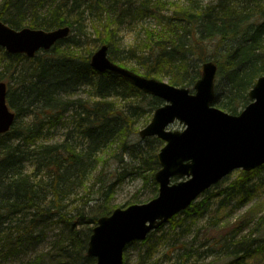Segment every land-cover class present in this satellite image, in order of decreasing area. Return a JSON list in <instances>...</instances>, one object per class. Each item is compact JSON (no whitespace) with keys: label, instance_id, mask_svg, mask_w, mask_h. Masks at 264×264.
Returning <instances> with one entry per match:
<instances>
[{"label":"trees","instance_id":"trees-1","mask_svg":"<svg viewBox=\"0 0 264 264\" xmlns=\"http://www.w3.org/2000/svg\"><path fill=\"white\" fill-rule=\"evenodd\" d=\"M0 4V20L13 29H72L71 37L31 59L0 47V82L8 84V103L17 114L12 130L0 135V264H95L87 254L89 240L98 220L115 211L119 186L138 177L159 190L154 176L162 141H136L135 135L164 103L121 76L95 71L93 54L108 46L113 62L191 90L203 64L214 61L219 67L214 105L238 114L264 77V0ZM151 19L155 24L145 26ZM125 25L133 32L141 26V38L117 53ZM59 128L64 138L49 141ZM263 169L243 172L229 195L247 193ZM208 200L192 203L168 223L176 225L182 214L202 216ZM196 244L183 242L174 264H188L210 250L217 262L208 264H252L264 255V233L243 235L240 228L218 236L208 251Z\"/></svg>","mask_w":264,"mask_h":264},{"label":"water","instance_id":"water-1","mask_svg":"<svg viewBox=\"0 0 264 264\" xmlns=\"http://www.w3.org/2000/svg\"><path fill=\"white\" fill-rule=\"evenodd\" d=\"M70 33V27L17 31L0 20V46L30 59L42 50L50 51ZM108 50L102 46L93 54L90 66L94 70L121 76L165 103L140 132L143 140L157 137L166 143L158 154L161 169L155 175L159 197L147 204L116 208L98 220L89 241L87 254L96 259L95 264H123L128 244L146 240L235 170L254 171L264 165V77L250 91L251 104L231 115L214 105L219 73L214 61L203 65L192 93L190 88L175 87L117 65ZM7 90V84L0 82V135L10 132L17 118L7 103ZM178 121L184 131L168 129ZM173 178L180 181L173 183Z\"/></svg>","mask_w":264,"mask_h":264},{"label":"rangeland","instance_id":"rangeland-1","mask_svg":"<svg viewBox=\"0 0 264 264\" xmlns=\"http://www.w3.org/2000/svg\"><path fill=\"white\" fill-rule=\"evenodd\" d=\"M1 2L2 0H0ZM154 24L155 22L152 19L144 21L145 26ZM140 31L141 26L137 32L132 31V26H123L118 35L117 53H122L121 50L136 45L138 43L137 40L141 38ZM116 64L119 65V63ZM157 80L169 83L168 78ZM32 118L30 119L32 120ZM152 118H150L151 121ZM148 124L138 126V134L135 135L136 141L143 142L139 133ZM168 129L183 131L185 128L183 124L177 122ZM64 132V128L52 130L47 137L49 141L57 142L64 138ZM165 145L166 143L162 141L158 150L160 151ZM143 146L146 147L148 145L143 143ZM243 172L245 171L241 169L235 170V172L228 175L224 180L208 190V192L203 193V196L196 202L203 203L205 199H209L206 204L209 206V209L202 216L195 215L190 217L188 214H182L176 225L167 223L160 230H157L156 233H151L147 240L129 244L124 252V264H174L176 262L174 257L182 252L183 242L195 240L197 243L196 249L199 247L201 252H205L209 250V247L218 236L221 234L225 236L228 232L234 231L237 228H240L243 235L257 234L258 236L264 233V169L252 178L247 193L236 196H230L228 193L230 187L242 176ZM173 182H178V179H174ZM158 193L159 190H157L151 181L145 183L142 178L138 177L132 180L128 179L119 186V190L115 195L114 205L116 204V208L126 209V207L131 205L146 204L147 200L157 198ZM259 223L261 225L260 230H262L260 234L259 232L256 233ZM210 251L202 258L198 260L194 259L188 264L217 262V257L210 254ZM150 253H152L151 256L145 259L143 263V257ZM251 262L252 264H264V255L254 258Z\"/></svg>","mask_w":264,"mask_h":264},{"label":"bare ground","instance_id":"bare-ground-1","mask_svg":"<svg viewBox=\"0 0 264 264\" xmlns=\"http://www.w3.org/2000/svg\"><path fill=\"white\" fill-rule=\"evenodd\" d=\"M7 103H8V100H7ZM9 104V103H8ZM9 107H10V105H9ZM11 108V107H10ZM14 127V126H13Z\"/></svg>","mask_w":264,"mask_h":264}]
</instances>
